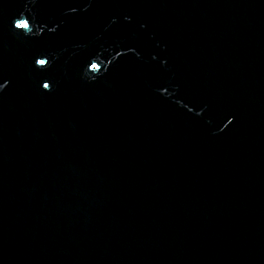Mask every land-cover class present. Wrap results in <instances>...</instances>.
<instances>
[{
  "label": "water",
  "instance_id": "95a60500",
  "mask_svg": "<svg viewBox=\"0 0 264 264\" xmlns=\"http://www.w3.org/2000/svg\"><path fill=\"white\" fill-rule=\"evenodd\" d=\"M0 264H264V0H0Z\"/></svg>",
  "mask_w": 264,
  "mask_h": 264
}]
</instances>
